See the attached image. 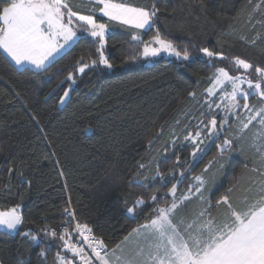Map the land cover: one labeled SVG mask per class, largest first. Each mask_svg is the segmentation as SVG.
Instances as JSON below:
<instances>
[{
    "label": "trees",
    "instance_id": "obj_1",
    "mask_svg": "<svg viewBox=\"0 0 264 264\" xmlns=\"http://www.w3.org/2000/svg\"><path fill=\"white\" fill-rule=\"evenodd\" d=\"M135 7L155 4L161 9L160 33L177 46H187L194 53L188 61L160 56L153 63L138 56L129 60L134 49L142 46L132 41L139 35L147 42L155 30H135L111 25L105 54L114 67L103 65L76 77L69 98L61 97L69 89L65 80L75 71L76 62L96 59L94 38L79 39L46 72L23 71L0 51V211L20 205L24 224L20 231L48 225L57 227L63 209L74 210L80 223H87L93 233L111 248L138 224H142L158 205L150 201L156 193L163 197L171 187L156 180L141 187L136 174L155 175L175 168L176 155L181 163L192 165L190 176L212 181L214 202L233 184V201L255 194L264 175L253 171L262 168L253 148H261L264 128L257 121L245 130L244 140L234 141V152L223 170L216 165L203 169L217 155L216 144L206 141L205 154L198 162L190 157L191 147H179L174 154L163 149L175 136L182 137L185 125L201 118L209 77L218 67L236 75L228 61L215 60L209 66L198 49L209 47L228 57L239 56L253 65L264 67V3L261 0H120ZM259 5V8H257ZM76 10V9H74ZM105 23L107 18L97 16ZM255 41V43H252ZM255 79V73H252ZM63 82V83H62ZM196 93V99L189 97ZM243 103V101H241ZM249 104L262 107L258 98ZM241 119L246 110H239ZM219 120L220 117L217 116ZM259 119V118H257ZM179 122V123H178ZM230 123L232 121L230 120ZM162 130V131H161ZM230 133L238 134L235 126ZM151 141V144L149 143ZM147 167L139 169L138 164ZM186 165V166H188ZM13 169L9 173V169ZM30 183H21L20 174ZM239 181V183H237ZM256 181V184H252ZM178 186L177 196L188 184ZM251 185L252 193L246 192ZM145 204L136 205L138 198ZM170 202V197L169 201ZM165 201L161 199L160 205ZM135 207V219L127 209ZM201 204L192 198L184 214L192 217ZM213 215L224 208L211 209ZM43 234H41L42 236ZM46 258L39 256L40 245H29L20 235L0 233V261L3 264H55L61 241L44 238ZM86 251V250H85ZM87 252V251H86ZM91 256V254L88 252Z\"/></svg>",
    "mask_w": 264,
    "mask_h": 264
},
{
    "label": "snow or ice",
    "instance_id": "obj_2",
    "mask_svg": "<svg viewBox=\"0 0 264 264\" xmlns=\"http://www.w3.org/2000/svg\"><path fill=\"white\" fill-rule=\"evenodd\" d=\"M160 12L155 4L135 7L120 0H0V51L10 57L20 70L46 72L79 39L94 38L96 59L86 61L81 57L76 62L75 71L69 72L65 78L69 89L61 97L63 104L78 75L101 65L106 69L114 67L105 55L110 24L129 26L137 31L155 30L156 34L147 42L139 35L132 36V41L142 47L134 49L129 60L138 56L151 59L162 53L181 61L192 59L194 53L187 46L181 48L160 33ZM98 15L107 18L109 23L97 19ZM197 51L203 54L209 66L215 60L228 61L237 74H230L224 67L215 69L209 77L210 87L205 90L203 110L200 111L201 117L209 118L199 119L193 125L195 131L185 125L186 134L175 136L163 149L162 155L167 160L169 150L175 154L179 147L190 146L191 160L198 162L205 154L206 141L215 143L223 137L222 142L216 144L217 155L203 169L207 173L213 165L223 170L235 150L234 141L240 143L244 140L245 130L253 121L264 128V106L256 108L249 104V98L254 97L264 105V67L253 65L239 56L228 57L223 51L209 47ZM253 72L255 79L252 78ZM188 95L196 99L194 91ZM239 110H246L244 119H241ZM234 126L238 133L235 135L230 133ZM261 141V148L256 149L255 142L253 148L264 166V137ZM175 164V168L162 172L160 164L156 163L155 175L152 176L136 174L134 182L141 187H148L146 181L156 180L165 186L171 183V187L163 197L156 193L150 196V201L158 206L144 223L138 224L111 248L103 239L95 237L87 223L76 221L75 212L70 208L63 209L66 220L60 232L48 225L37 228L35 232L32 229L21 232L24 216L20 205H16L0 211V233L20 235L30 246L40 245L39 256L42 258H46L44 238H58L61 251L70 256L58 251L55 264H264V180L259 181L255 194L244 195L237 202L233 201L236 184L213 202L210 196L212 181L200 175L190 176L192 165L187 161L182 164L179 155H176ZM146 167L143 163L138 164L139 169ZM12 171L10 168L9 173ZM253 171L264 175L262 168ZM189 179L188 187L177 196L178 186ZM20 182L30 183L22 173ZM246 192L252 193L251 185ZM192 198L200 202L201 208L189 218L184 209ZM161 199L165 201L163 205L159 204ZM145 203L142 197L136 201V205ZM221 206L223 213L213 215L211 209ZM127 211L135 219V207ZM74 235L78 237L75 243L72 242ZM85 248L91 251V256L87 255Z\"/></svg>",
    "mask_w": 264,
    "mask_h": 264
},
{
    "label": "rangeland",
    "instance_id": "obj_3",
    "mask_svg": "<svg viewBox=\"0 0 264 264\" xmlns=\"http://www.w3.org/2000/svg\"><path fill=\"white\" fill-rule=\"evenodd\" d=\"M73 45V44H72ZM72 45L69 47V48H67L66 50H65V52L67 51V50H69L71 47H72ZM64 52V53H65ZM64 53H62L61 54V56L64 54ZM6 55V54H5ZM106 55V54H105ZM7 56V55H6ZM61 56H59V57H61ZM160 56H164L165 58H171V59H175V60H177V61H181V60H179L178 58H176L175 56H170V55H167V54H161ZM160 56H157V57H153V58H151V59H149V61H148V64H151V63H153L154 62V60L155 59H157L158 57H160ZM8 57V56H7ZM58 57V58H59ZM10 60H11V58L10 57H8ZM57 58V59H58ZM13 64H14V62L13 61H11ZM15 65V64H14ZM15 67H17L16 65H15ZM246 87V86H245ZM229 91H230V89H228ZM69 94H70V92H69ZM69 98V97H68ZM68 98L66 99V101L68 100ZM66 101L62 104L61 103V105H64L65 103H66Z\"/></svg>",
    "mask_w": 264,
    "mask_h": 264
},
{
    "label": "built area",
    "instance_id": "obj_4",
    "mask_svg": "<svg viewBox=\"0 0 264 264\" xmlns=\"http://www.w3.org/2000/svg\"><path fill=\"white\" fill-rule=\"evenodd\" d=\"M63 217H64V220L57 226V227H54V229H56L58 232H60L61 231V225L65 222V220H66V215L63 213ZM75 219H76V221H78L77 220V218L75 217ZM82 224V223H81ZM74 226V225H73ZM52 228V227H51ZM71 228H72V226H70V231H71ZM93 232V231H92ZM94 234V233H93ZM95 235V234H94ZM95 237H97L96 235H95ZM98 238V237H97ZM78 239V237L77 236H72V242H76V240ZM100 239V238H99ZM85 250L87 251V252H89L91 255H92V253H91V251L89 250V249H87V248H85Z\"/></svg>",
    "mask_w": 264,
    "mask_h": 264
},
{
    "label": "crops",
    "instance_id": "obj_5",
    "mask_svg": "<svg viewBox=\"0 0 264 264\" xmlns=\"http://www.w3.org/2000/svg\"><path fill=\"white\" fill-rule=\"evenodd\" d=\"M86 253H87V255H89L88 252H86ZM89 256H90V255H89Z\"/></svg>",
    "mask_w": 264,
    "mask_h": 264
}]
</instances>
